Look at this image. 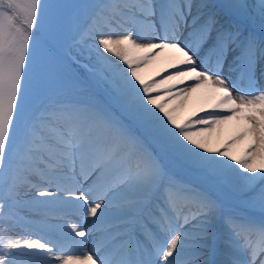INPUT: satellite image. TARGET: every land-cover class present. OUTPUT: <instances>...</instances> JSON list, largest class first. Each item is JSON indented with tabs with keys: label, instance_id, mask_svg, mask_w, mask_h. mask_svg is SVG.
<instances>
[{
	"label": "snow or ice",
	"instance_id": "obj_1",
	"mask_svg": "<svg viewBox=\"0 0 264 264\" xmlns=\"http://www.w3.org/2000/svg\"><path fill=\"white\" fill-rule=\"evenodd\" d=\"M81 17L107 98L36 71ZM0 264H264V0H0Z\"/></svg>",
	"mask_w": 264,
	"mask_h": 264
},
{
	"label": "rangeland",
	"instance_id": "obj_2",
	"mask_svg": "<svg viewBox=\"0 0 264 264\" xmlns=\"http://www.w3.org/2000/svg\"><path fill=\"white\" fill-rule=\"evenodd\" d=\"M64 3H92L95 0H61ZM84 23L81 17L78 21H75L72 25L65 28V30L55 37H49L38 53V63L36 71H38L45 83L47 90L54 94H59L68 97H81L87 93L93 94L98 98H107V92L103 83H97L94 78L88 74L84 65L88 64L89 57L86 52L81 54V47L77 44L73 37H76V31L78 26H82ZM53 40L59 46L60 51L65 52L71 50L72 55L76 58L77 62H73L71 65L67 63L64 57L58 54L55 55L49 48L52 46ZM54 44V43H53ZM65 49V50H64ZM90 67V65H89ZM166 75V73H164ZM155 74H148L145 78H152ZM159 79V77H156ZM191 83V82H189ZM186 85H181L184 87ZM204 95L198 97L196 101L190 103V107L184 109L181 113V117H187L195 111L204 100ZM202 99V100H201ZM231 129L225 131V133L217 138L213 146H222L224 141L228 138ZM177 178L188 184H195L197 180L191 174L177 170ZM254 215L259 219V212H255Z\"/></svg>",
	"mask_w": 264,
	"mask_h": 264
},
{
	"label": "bare ground",
	"instance_id": "obj_3",
	"mask_svg": "<svg viewBox=\"0 0 264 264\" xmlns=\"http://www.w3.org/2000/svg\"><path fill=\"white\" fill-rule=\"evenodd\" d=\"M162 66H163V64L160 63V62H158L156 65H154V66H152V67H150V68L145 69L143 75L146 77V76H148L149 73H150V74H155L156 71H158L159 68L162 67ZM234 94H235V93H234ZM201 95H204V96H205V92H204L203 90H201V91L198 92V93L193 94V96L190 98V100L187 101V107H186L185 109H187L188 107L191 106V105H190L191 100L195 102L196 99H197L198 97L200 98ZM201 100H202V99H201ZM216 140H217V137L214 136V137H213V141H212L213 144L216 142Z\"/></svg>",
	"mask_w": 264,
	"mask_h": 264
}]
</instances>
